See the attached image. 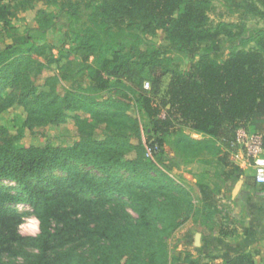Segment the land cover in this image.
<instances>
[{
  "label": "trees",
  "instance_id": "trees-1",
  "mask_svg": "<svg viewBox=\"0 0 264 264\" xmlns=\"http://www.w3.org/2000/svg\"><path fill=\"white\" fill-rule=\"evenodd\" d=\"M212 1L84 2L93 10L91 25L70 30L68 43L89 54H97V64L90 68L98 90H114L124 83V78L132 80L126 75L128 70L137 71L135 85L125 84V87L152 126L153 132L146 143L152 146L157 143L160 151L155 154V160L147 157L146 144H133L119 128L117 117L109 114L108 108L125 105L120 101L80 105L76 98L67 95L62 98L65 106L59 107L61 97L46 100L35 86L26 88L16 97V104L26 112L22 126L13 133L0 122V179L14 182L11 188L18 192L12 194L9 188L1 187L0 205L31 206L40 222V232L25 237L14 231L13 239L0 235V252H15L13 243L20 242L37 252L27 261L16 264H167L169 236L197 212L203 214L204 224L220 216L221 211L212 200L213 192L207 194L201 184L203 197L199 208L191 192L182 185L170 188L175 178L157 162L169 130L176 129L180 132L176 141L183 151L210 149L215 145L223 149L225 155L221 160L225 170L219 176L225 182H235L243 171L230 159L226 150L229 141L242 122L251 128L254 121L264 118V27L248 28L244 21L230 24L227 33L235 41L236 50L224 60L213 56L219 50L216 45L213 52H202L201 45L217 36L210 26ZM227 1L232 11L242 12L244 19H264V0ZM10 18L8 6L0 0V20L8 24ZM159 30L166 32L177 52L192 60L199 56L188 72L171 70L159 49L146 42L144 34L155 35ZM29 50L8 45L0 53V100L4 98L2 91L8 88L15 91L19 87L21 76L29 66ZM147 73L152 84L171 74L161 98L145 89ZM0 106L2 111L4 107ZM80 107L98 124L108 122L109 135L105 139H97L92 130L79 125L81 138L72 146L19 145L27 129L32 130L41 122L59 123L66 117V108L78 110ZM121 110L125 126L141 134L139 120ZM76 119L79 123L90 120ZM185 127L206 138L193 139L184 133ZM131 149L139 150L138 157L125 159V151ZM114 201L130 206L137 219L122 222L114 213L97 208ZM0 214L8 227L13 218L17 217L20 222L24 216L3 207ZM220 224L219 235L237 233L236 228L230 229L224 221ZM86 244L93 246L92 259L78 251L80 245ZM190 255L187 253L185 259L188 264H201L199 258ZM202 264H254V260L250 253H242Z\"/></svg>",
  "mask_w": 264,
  "mask_h": 264
},
{
  "label": "rangeland",
  "instance_id": "rangeland-1",
  "mask_svg": "<svg viewBox=\"0 0 264 264\" xmlns=\"http://www.w3.org/2000/svg\"><path fill=\"white\" fill-rule=\"evenodd\" d=\"M4 2L8 6L11 18L8 24H4L0 20V53L5 51L8 45L30 50L27 51L29 66L22 74L17 90L12 91L11 88H8L1 93L4 98L0 100V105L4 108L0 111V122L9 127L11 132H17V129L22 126L25 120L26 112L23 107L16 104V97L26 88L35 86L37 92L43 94L46 100H51L54 96L61 97L58 103L59 107L65 106V101L62 98L67 95L76 98L80 105L83 103L93 104V101L100 103L120 101L125 105L121 107L110 106L108 108L109 114H115L116 121H119V128L128 135L133 144L138 146L142 145L143 142L145 143L148 136L153 132L152 126L149 119L137 109L131 94H128L125 87V84L135 85L134 81L138 78L137 71L135 69L128 70L126 75L131 76L132 80L124 78V83L114 90H98L92 79L93 72L90 68V66L97 64V54H89L85 49L77 48L76 45L68 43L70 30H78L80 27L88 28L91 25L93 10L86 7L84 3L86 0L84 2L81 0H4ZM229 4L230 2L227 0L212 1V8L209 11L210 26L217 36L215 39L206 41L201 45L202 52H213L214 46H218L219 50L213 52V56L219 58V60H224L236 50L235 41L227 33L231 28L230 24L244 21L248 28L264 27V19L258 17L244 19L242 12L232 11ZM233 30L236 31L237 29L234 28ZM144 39L149 45L159 49L161 58L169 62L173 71L186 73L191 69L192 63L199 58L197 56L192 60L186 54L177 52L168 40L164 30H159L155 35L144 34ZM145 75L150 82V88L147 90L152 94L154 93L156 98H161L167 90L171 74L166 75L160 82L154 84H152L151 78L147 77L148 73ZM112 81L115 82V79ZM80 95L90 96L91 98H81ZM121 109L125 110V113L133 119L139 120L141 134L135 133L132 127L125 126V117H122L123 111ZM65 114V119L59 123L41 122L35 125L32 130L27 129L25 136L19 140V145L43 147L52 144L54 146H72L81 138L82 133L79 125L87 131L92 130L97 139H105L109 135L108 122L101 121L98 124L90 117L91 114L84 107H80L78 110L66 108ZM76 117H80L81 120L87 118L90 120L79 123ZM183 131L193 139L206 138L203 134L187 127ZM179 133L176 129L169 130L164 149L157 158L158 165L175 178V182L170 185V188L182 185L191 192L195 204L199 208L202 207L201 184H203L207 194L213 192L211 193L212 200L216 202L217 209L221 211V214L204 224L202 221L203 214L197 212L194 218L169 236L167 244L170 257L167 264H188L185 260L187 253L191 254L192 258L200 259L197 236H200L201 232L204 231L218 234L220 222L224 221L225 224H228L231 220L229 204L233 185L227 184L224 178L219 176L225 170L221 160L225 155L223 149L215 145L210 149L194 148L190 151H183L178 147L176 141ZM138 154L139 150L131 149L125 151L124 158L135 159ZM83 168L90 169V167L85 166ZM92 171L100 175L98 171ZM57 174L62 175V173ZM152 174L156 175L154 172ZM14 185L15 183L10 180L0 179V188H9L12 194H18L17 191L11 188ZM0 207L24 214L23 220L20 222L17 217L13 218L10 221L13 223L10 227L4 225L3 216L0 214L1 237L6 236L8 239H13L15 237L14 231L25 237L36 236L40 232V222L34 215L31 206L21 203H7L0 205ZM97 208L99 211L114 213L117 220L122 222L137 219V214L133 209L121 201H114ZM13 246L17 251L0 252L1 264L23 263L37 252L36 249L25 243L15 242ZM78 251L92 259L93 246L89 244L80 245ZM211 260L215 259L209 258L206 261L200 259V263Z\"/></svg>",
  "mask_w": 264,
  "mask_h": 264
},
{
  "label": "crops",
  "instance_id": "crops-1",
  "mask_svg": "<svg viewBox=\"0 0 264 264\" xmlns=\"http://www.w3.org/2000/svg\"><path fill=\"white\" fill-rule=\"evenodd\" d=\"M264 132V118L250 126ZM241 177L227 184L233 185L230 198V229H237L233 236L201 232L197 236L200 259L221 261L227 255L250 253L254 264H264V184L258 183L253 167H243Z\"/></svg>",
  "mask_w": 264,
  "mask_h": 264
},
{
  "label": "built area",
  "instance_id": "built-area-1",
  "mask_svg": "<svg viewBox=\"0 0 264 264\" xmlns=\"http://www.w3.org/2000/svg\"><path fill=\"white\" fill-rule=\"evenodd\" d=\"M145 88H150V82H145ZM145 144L147 157L154 159L155 154L160 151L159 145H148L146 141ZM226 150L230 159L241 168L253 167L256 181L264 184V132L252 130L247 123L242 122Z\"/></svg>",
  "mask_w": 264,
  "mask_h": 264
}]
</instances>
